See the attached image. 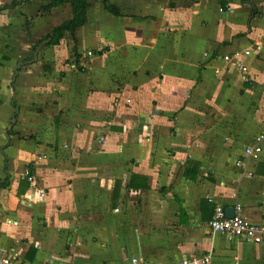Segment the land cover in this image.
Listing matches in <instances>:
<instances>
[{"label": "crops", "instance_id": "crops-1", "mask_svg": "<svg viewBox=\"0 0 264 264\" xmlns=\"http://www.w3.org/2000/svg\"><path fill=\"white\" fill-rule=\"evenodd\" d=\"M50 2L0 0V255L264 264L209 229L217 205L264 223V143L235 165L264 131V0H89L56 45ZM256 45L244 82L222 58Z\"/></svg>", "mask_w": 264, "mask_h": 264}, {"label": "built area", "instance_id": "built-area-1", "mask_svg": "<svg viewBox=\"0 0 264 264\" xmlns=\"http://www.w3.org/2000/svg\"><path fill=\"white\" fill-rule=\"evenodd\" d=\"M261 47L256 45L254 47L247 48L240 52H236L231 56H223V60L229 62L233 67L242 74L243 81L249 82L247 75L248 66L246 59L249 58L254 52L259 53ZM264 143V131L260 132L252 143L246 145L242 149V159L235 162L237 167L243 164V161L256 159L260 156L263 151ZM27 174V173H26ZM241 207H234V217L226 218L225 209L217 205L214 208L212 220L209 222V229L212 234H219L225 237L227 241L241 240L250 245H261L264 244V223H255L244 219L241 215ZM210 257L206 256L199 260H182L179 264H201L208 263ZM132 263L142 262L141 259L133 258ZM0 264H15L14 258L8 255H0ZM44 264H66L63 262H53L47 260ZM142 264H148L143 263Z\"/></svg>", "mask_w": 264, "mask_h": 264}, {"label": "trees", "instance_id": "trees-1", "mask_svg": "<svg viewBox=\"0 0 264 264\" xmlns=\"http://www.w3.org/2000/svg\"><path fill=\"white\" fill-rule=\"evenodd\" d=\"M88 1L89 0H51L49 5L46 6L43 10L48 11L52 7H57L62 5L63 3H68L71 8L72 18L54 27L51 30V33L42 38L41 41H47L49 45H56L59 43V40L63 37V35L65 33H68L70 35V38L75 42V32L87 23L86 12L89 7ZM98 1L102 4L104 10H106L112 16H121L119 10L115 6L109 4V0ZM219 2H222V0H219ZM1 186L5 187L6 183L1 184Z\"/></svg>", "mask_w": 264, "mask_h": 264}, {"label": "water", "instance_id": "water-1", "mask_svg": "<svg viewBox=\"0 0 264 264\" xmlns=\"http://www.w3.org/2000/svg\"><path fill=\"white\" fill-rule=\"evenodd\" d=\"M225 217L226 218H233L234 217V208H226L225 209Z\"/></svg>", "mask_w": 264, "mask_h": 264}, {"label": "rangeland", "instance_id": "rangeland-1", "mask_svg": "<svg viewBox=\"0 0 264 264\" xmlns=\"http://www.w3.org/2000/svg\"><path fill=\"white\" fill-rule=\"evenodd\" d=\"M240 122H241V120H240ZM242 122H243V120H242ZM235 123V122H234ZM236 123H238V120L236 121ZM258 134H256V133H254V134H252L251 132L247 135V137H248V139L247 140H254L255 138H256V136H257ZM249 141H242V143H241V145L242 144H245V143H248Z\"/></svg>", "mask_w": 264, "mask_h": 264}]
</instances>
